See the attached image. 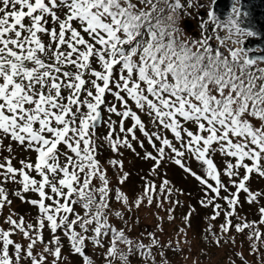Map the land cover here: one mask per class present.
I'll return each mask as SVG.
<instances>
[{
	"label": "snow or ice",
	"instance_id": "1",
	"mask_svg": "<svg viewBox=\"0 0 264 264\" xmlns=\"http://www.w3.org/2000/svg\"><path fill=\"white\" fill-rule=\"evenodd\" d=\"M184 7L181 0H0V145L10 139L37 154L34 162L20 160L19 168L13 156H3L0 210L11 204L3 184L12 182L21 185L16 193L21 200H25L21 192L38 193L39 200L25 202L40 213L36 224H26L23 217L13 219L15 214L7 217L9 229L0 228V264H48L49 256L51 264H61L58 231L68 238L83 264H93L85 251L86 240L98 247L107 245L108 264L117 256L122 264H129L128 254L146 247L108 222L113 190L97 159L95 128L101 122L108 124L104 139L113 151L132 148V144L126 137L113 138L116 122L111 115L104 120L101 105L120 118L121 133L135 140L138 129L153 147L154 140L159 141L162 146L156 151L161 158L166 148L178 158L186 153L195 157L206 166L207 179L192 175L216 197L229 189L211 154L219 151L234 158V163L226 162L224 175L237 192L230 193L231 198L222 197L233 210L238 192L249 193L250 174L264 176V67L259 66L264 63V49H248L239 38L258 34L241 28L236 18L221 24L210 10L213 32L225 28L228 34L202 36L189 43L178 38L175 26V16ZM232 13L233 17L241 14L235 6ZM213 39L219 46L210 43ZM229 42L240 47L232 48ZM256 51L262 54L249 55ZM106 94L114 96L121 108L109 106ZM139 113L150 117L157 128L170 131L179 147L159 132L149 134ZM129 119L132 126L126 129L124 121ZM146 156L156 160L151 153ZM111 163L123 167L115 160ZM175 163L185 167L181 159ZM241 168L245 174L237 183L232 178L240 176ZM126 179L123 174L119 182ZM155 191L152 184L145 189L149 205ZM114 197L128 204L119 190ZM143 199H137L136 207ZM255 199L249 193V202ZM260 212L264 217V208ZM115 215L123 219L120 212ZM232 215L233 211L225 213L222 232L233 227L228 219ZM46 227L51 233L47 241ZM251 227L244 223L235 225V230ZM17 233L26 245L13 239ZM253 236L259 240L261 234L257 231L249 238ZM120 244L128 247V254L120 251ZM38 246L42 248L36 252ZM143 254L151 256V246Z\"/></svg>",
	"mask_w": 264,
	"mask_h": 264
},
{
	"label": "rangeland",
	"instance_id": "2",
	"mask_svg": "<svg viewBox=\"0 0 264 264\" xmlns=\"http://www.w3.org/2000/svg\"><path fill=\"white\" fill-rule=\"evenodd\" d=\"M184 1L185 0H182V2ZM189 3L190 6L187 9L189 15L186 17L180 16L178 26L183 38L187 41L193 42L200 39L199 36L197 37V32L200 28L197 25L200 20H197V14L199 11L205 12L206 8L197 7L195 0H192ZM200 21V24H204V20ZM185 23H188L189 25L186 27ZM105 99H107V97ZM111 105H115L118 109H120V107L113 102ZM101 110L103 111V114H105L103 116L104 120L107 121L109 115H111L112 121L116 122L114 124L115 130H119L120 118L114 114H109L106 111L104 105H101ZM131 125L132 123H130V119L124 121V126L126 129L131 127ZM108 132V124L103 122L98 130L95 131V141L97 143L99 142L98 138H96L99 134L104 135ZM119 133L121 132L119 131ZM165 135V137L168 138L167 134ZM136 136L137 139H135V141H138L143 145L142 149H136L135 152L130 153H128L126 150L119 152L121 156L119 161L123 166V169L120 168L118 170V177L115 179L117 182L116 184L120 186L118 190L127 197L128 204L125 205L120 201H116L114 194L112 193L113 208H111L112 211L108 214V221H110L109 224L113 228L124 230L125 234L130 239L137 243H143L146 246L144 249H133L132 253L136 255L137 258L138 254H141L143 257L145 250L148 248V246H151V253H154L155 255V257H153L151 254V257L154 260L148 259L147 263H144L145 259H141L139 263L157 264L156 262L152 263V261H155L156 259L162 264H187L193 252L195 253L196 251H199L197 256L201 257L203 255L202 250L204 249V246H211L212 248V245L214 244L215 246L224 245L225 248L223 251L225 252L218 249L217 251L222 253L218 252L219 254H216V256L211 259L212 264H221L219 261L213 262V260H219L220 258H223L224 255L231 257V259H233L232 256L239 258L246 256L248 257L246 261L248 263H244L243 261L241 262L243 264H254L244 249L242 242L237 240L238 234L232 230L234 233L225 235L221 230H218L216 220L224 219V221L221 223L218 222V224L221 226V224L226 220L225 213L233 211V209H231L227 201L222 198L224 193L223 190H221L220 196L216 197L213 195L215 193H213L205 184L200 183V181H198L195 176L192 175V173H195L196 175L207 179L206 166L200 161H197L195 157L188 153H186L183 158L175 157V155L171 154L170 149L168 150L167 155L161 158L156 151V149L161 146L157 145L151 150L147 145L148 139L142 132L136 131ZM173 143L179 147V142L176 143L175 141ZM0 146H3V149L7 151L9 146H13L15 149L14 152L25 153L23 147H20V145L17 146V144L10 139L4 140L3 145ZM148 152L151 153V155L157 156L159 158V164L161 165L157 166V162L153 163V161H149L146 156ZM8 153L10 152L8 151ZM11 153H13V151H11ZM100 153L103 154L101 151ZM211 158L216 164L218 170L221 172L222 181L226 184L227 180L229 181V178L224 175V169L226 166L225 161L229 160L231 157H226L219 151H216L211 154ZM175 159H181L185 167L182 168L180 165L176 164ZM232 159L233 158H231V160ZM185 168H190L191 172L185 171ZM242 169L243 168L238 169L240 173L239 177L232 178L237 183H239L240 178L244 175ZM123 174H127V179L121 184L119 182V177ZM165 181H167V184L170 185L171 192L166 190L164 184ZM113 182L114 181H110V188H112V190L116 185L113 184ZM208 183L215 186V182L211 179H208ZM149 184L154 185L156 189L155 193H153L152 204H148L146 197L144 198L146 201L141 203L139 207H136L137 199L140 196H144L143 193L139 191H142L144 187L148 186ZM246 186L249 189V193L254 194L256 199L254 200V203L249 202V193L244 191L238 192L241 193V196H238V203L235 205L236 207L240 206V210L237 211V214L240 213L246 217L256 215L257 220L260 221L264 231V223H261V220L264 219V217H262L260 212L264 202V198H262L260 195V191L262 188H264V176H252V180L250 182L246 181ZM161 189H163V192H161ZM174 190L177 192L175 195L173 194ZM230 190L233 193L237 192L236 187H231ZM224 196L227 195L225 194ZM209 200H212L213 203H208ZM206 204L207 206H205ZM215 205H219L220 207L216 208ZM115 209L117 211H114ZM186 211L190 212L191 217L188 218L183 216L185 215ZM217 211L220 213L219 216H217L216 219H212ZM114 212H120L123 216V219L117 216L112 217V215H115ZM234 212L235 211H233V213ZM228 219L231 220L233 227L240 223L234 214ZM211 225L215 226L216 229H214ZM211 232L216 238L215 240L214 237H211ZM191 238L193 240L195 238V241L191 240ZM153 239H156L158 243L153 244ZM217 239L220 241L219 245L216 243ZM211 240L213 244L211 243ZM161 245L163 247H161ZM118 247H121L119 248L120 251L128 254V247L126 245L120 244ZM208 249L209 248H207V250ZM88 250L93 253L91 255L93 263L108 264V259L105 257L107 246L98 247L93 245L90 246ZM35 251L39 252L40 250L35 249ZM211 252H214V250ZM184 254L185 256L183 257ZM98 255L104 256L101 257ZM118 259H120L119 256L113 259L112 262L116 264ZM51 261L52 259L49 256L48 264H51ZM235 262L236 264H239V262ZM61 263L63 264V261H61Z\"/></svg>",
	"mask_w": 264,
	"mask_h": 264
},
{
	"label": "trees",
	"instance_id": "3",
	"mask_svg": "<svg viewBox=\"0 0 264 264\" xmlns=\"http://www.w3.org/2000/svg\"><path fill=\"white\" fill-rule=\"evenodd\" d=\"M189 2H191L190 0H185L184 1V5H185V8L183 9V11H182V13H181V16H184V17H186V16H188L189 15V13L187 12L188 10V7H189V5H190V3ZM179 15L178 14H176V16H175V26H176V28L178 29V38L179 39H181V40H185L184 38H183V36H182V34H181V31H180V28H179ZM206 19V18H205ZM206 34H208V32L206 31ZM44 40H45V42H47V37H44ZM187 41V40H186ZM187 42H189V43H192V41H187ZM93 67H97L98 68V66L97 65H93ZM99 70V69H98ZM107 97V99H106V103L110 106L111 105V103L113 102V103H115L117 106H119L120 108H121V105H120V102L119 101H117L116 99H115V97L114 96H112L111 94H106V96H105V98ZM131 103V102H130ZM133 109L135 110V108H134V105H133ZM139 115H141V118H142V120L144 121V123H145V125H146V130L149 132V134H151V133H154V132H159L162 136H166L165 134H167V137H168V139L169 140H172L173 142H175V139H174V137H173V135L171 134V132L170 131H167V130H161V129H159V128H157L152 122H151V118L150 117H148V116H146V115H144L143 113H139ZM119 118V117H118ZM130 123H132V121L130 120ZM132 126V125H131ZM136 131H139L138 129L136 130ZM108 135V133H106V134H104V135H98V137H96V138H98V140H99V142L97 143L96 141V144L99 146L98 147V153H97V159L100 161V164H101V166L105 169V171H106V174H107V177H108V179H109V181H114L115 183H117L116 181H115V179L118 177V170L120 169V167L119 166H113L112 165V163H111V161H113V160H115V161H117L118 162V164L119 165H121L120 164V154H119V152L120 151H122V150H126L128 153H130V152H135V150L137 149V150H140V149H142V146H141V144L138 142V141H135V140H133V139H131V135L130 134H127V133H119V130H115V132L113 133V138L115 139L116 137H120V138H127L128 140H129V142L132 144V148H128V147H124V146H121V147H119V149L117 150V151H113V149H112V147H111V145L108 143V141L107 140H105L104 139V137H106ZM16 143V142H15ZM154 143L157 145H159L160 144V142L159 141H156V140H154ZM176 143H177V141H176ZM17 144V143H16ZM147 145L150 147V146H152V144H150L149 142H147ZM17 146H19L18 144H17ZM22 147H24V146H22ZM101 147H102V150H101ZM214 147H215V145H214ZM12 148V151H13V153H8V152H1L0 151V161H2V159H3V156H13L14 157V159H13V164H14V166L15 167H17V168H19V167H21V165L19 164V161L20 160H25V161H29V162H34L35 160H36V158H37V156H35V155H33V157L31 158V157H29L28 155H29V153L28 152H26V153H23V154H21V155H17V153L16 152H14L15 151V149H14V147L12 146L11 147ZM25 148V147H24ZM100 151L101 152H103V154H101L100 153ZM107 155V156H106ZM137 155V154H136ZM106 156V157H105ZM149 161H151L150 159H148ZM176 160V159H175ZM229 160H231V158L229 159ZM229 160H226L225 162H227V161H229ZM233 161H235L234 160V158L232 159V162ZM246 163H251L250 161H245ZM234 163V162H233ZM158 165H161V164H157V166ZM123 169V168H122ZM123 171V170H122ZM242 171H243V173L245 174V169H242ZM253 174V175H252ZM252 174H250V178H249V180H248V182H250L251 180H252V176H256V175H258V173H256V172H253ZM32 175L33 176H35V173H32ZM36 177V179L38 178V179H40L39 178V176H35ZM95 183L97 184V186H99V180H96L95 181ZM227 185V187H228V189H229V191L227 192V193H223V197H224V195L226 194L227 196H230V193H233L231 190H230V188L232 187L231 185H229V183H227L226 184ZM4 187V186H3ZM146 187L147 186H145L144 187V189L142 190V191H139V192H141V193H143V195L145 194V189H146ZM5 188V187H4ZM165 188H166V190L167 191H169L170 190V185H165ZM119 189V186H118V184H116L114 187H113V194H114V192L116 191V190H118ZM46 191H48L49 192V194H51L50 193V190L49 189H46ZM169 192H171V190L169 191ZM9 193H11V194H13L14 193V191L13 190H11V191H7V194H8V199L9 200H11V201H13V203H12V205H16V207L18 208L17 210H16V213H17V215H16V218H17V220L19 219V217H23L24 218V220H25V223L26 224H28V223H31V224H36V221H37V218H38V216L40 215V213H39V210H38V208L36 207V206H34V205H31L30 203H28V206H25V205H23V204H21L20 203V200L17 198V197H11V194H9ZM112 194V193H111ZM110 194V195H111ZM260 195L262 196V198H264V188H262V190L260 191ZM141 197H144V198H146V196H140L139 198H141ZM138 198V199H139ZM16 199L18 200V201H16ZM113 199V198H112ZM111 199V200H112ZM25 200H32L30 197H27ZM34 200H39V199H34ZM146 200L145 199H143V202L142 203H144ZM253 203H254V201H252ZM45 203H50V201H45ZM240 206H235V208H234V210L233 211H235L233 214H234V216L236 217V219L240 222L238 225H241V224H244V223H248V224H251L252 225V227L251 228H246L245 230H244V232H237L236 230H235V226L232 228H230V230H229V232L228 233H224L225 235H230V233H236V234H238V237H237V240L238 241H241L242 242V244L244 245V249L246 250V252L248 253V255H249V258H251V260L253 261V263L254 264H264V231H263V227H262V225L260 224V221H258L257 220V216L256 215H251V216H248V217H246L245 215H243V214H240V213H238L237 214V211H239L240 210V208H239ZM33 208L36 210L35 212L33 211ZM262 208H264V202H263V206H262ZM1 211V210H0ZM76 211L77 212H79L81 215H83L84 213H83V210L80 208V207H76ZM189 218V217H188ZM218 219V218H217ZM217 221V225H218V230L220 231L221 230V226L223 225V224H225V222L224 223H222L221 224V226L218 224V222H222V221H224V219H221V220H216ZM212 226V225H211ZM220 226V227H219ZM214 229H216V227L215 226H212ZM212 229V228H211ZM78 232H81V229H79V228H77L76 229ZM213 230V229H212ZM232 230L234 231V232H232ZM182 231V230H181ZM259 232L260 234H261V237H260V239L259 240H257V239H255V237L253 236V238L252 239H250L249 237L250 236H252V234L254 233V232ZM81 234H83V235H92V233H81ZM213 233L211 232V237H214V235H212ZM57 235H59L60 236V238H61V243H62V258H64L65 256H70L69 258L70 259H72V264H83V260H82V257H80L79 255H77L74 251H73V249H72V246H71V243L69 242V240H68V238L64 235V233L62 232V231H58L57 232ZM44 238H45V240L47 241V240H50L51 239V233H50V230L46 227L45 228V230H44ZM13 239H15L16 241H20L21 239L23 240L22 241V244L23 245H26L27 244V241L26 240H24V238H23V236H22V234H19V233H17L14 237H13ZM216 238L214 237V240H215ZM105 240H107V238L105 239ZM191 240H193L192 238H191ZM193 241H195V238H194V240ZM93 244L92 243V241L91 240H87L86 242H85V245L86 244ZM211 243L213 244V242H212V240H211ZM193 244H196V243H193ZM219 245V244H218ZM253 245H255V251L253 250ZM86 247V246H85ZM106 247V246H105ZM41 248H42V246H41ZM189 248V247H188ZM207 248H209V249H211V250H207ZM213 248V249H212ZM212 248H211V246H204V249L202 250V253H203V255L201 256V257H198L197 255L199 254V251H196L195 253L193 252V254H192V256L190 257V259L188 260V263L187 264H212V261H211V259L213 258V257H215L216 256V254H219V253H222V252H220V251H217L218 249L219 250H222L223 251V249L225 248L224 247V245H221V246H215L214 244L212 245ZM212 250H214V252H211ZM219 252V253H218ZM223 252H225V251H223ZM87 255H88V253H86ZM127 254V253H126ZM152 255H153V257H155V255H154V253H152ZM181 255V254H180ZM89 256V255H88ZM147 256V255H146ZM185 256V254L183 255V257ZM141 257H142V255L141 254H138V258H137V256L136 255H130V254H128V261L131 263V264H140L139 262H140V260H141ZM181 257V256H180ZM193 257V258H192ZM197 257V258H196ZM233 257V259H231V257H228V256H226V255H224L223 256V258H220L219 260H213V262H218L219 261V263H221V264H236V262L235 261H237V262H239V264H243L241 261H243L244 263H248V262H246V259H247V257L246 258H244L243 260H242V258L240 259L239 257H234V256H232ZM143 258H145V257H143ZM182 258V257H181ZM148 259H152V257L151 256H149V258ZM152 260H154V259H152ZM74 262V263H73ZM154 262H156L157 264H162L159 260H156L155 259V261H152V263H154ZM24 264H27V261H25L24 262Z\"/></svg>",
	"mask_w": 264,
	"mask_h": 264
},
{
	"label": "water",
	"instance_id": "4",
	"mask_svg": "<svg viewBox=\"0 0 264 264\" xmlns=\"http://www.w3.org/2000/svg\"><path fill=\"white\" fill-rule=\"evenodd\" d=\"M195 4L198 7H206L208 12L211 10L221 24H226L229 18H236L241 28L258 34L253 37H239L243 40V46L248 49H264V0H215V3L213 0H195ZM233 6L239 8L241 13L239 17H233ZM179 13L180 10L178 11ZM185 25L188 26L189 24L185 23ZM217 33L221 36H226L228 31L225 28H217L212 36L215 37ZM210 43L219 46L215 39L210 41ZM229 46L232 48L240 47V45L231 44V42H229ZM261 54L260 51L249 52L250 56H259ZM259 66L264 67V63Z\"/></svg>",
	"mask_w": 264,
	"mask_h": 264
},
{
	"label": "flooded vegetation",
	"instance_id": "5",
	"mask_svg": "<svg viewBox=\"0 0 264 264\" xmlns=\"http://www.w3.org/2000/svg\"><path fill=\"white\" fill-rule=\"evenodd\" d=\"M199 18H197L198 20ZM113 263V262H112ZM114 264V263H113ZM116 264H122V261L120 259H118L117 263ZM130 264V263H129Z\"/></svg>",
	"mask_w": 264,
	"mask_h": 264
}]
</instances>
